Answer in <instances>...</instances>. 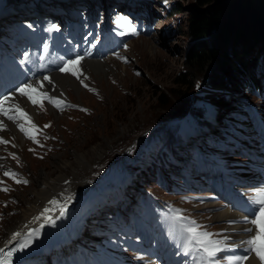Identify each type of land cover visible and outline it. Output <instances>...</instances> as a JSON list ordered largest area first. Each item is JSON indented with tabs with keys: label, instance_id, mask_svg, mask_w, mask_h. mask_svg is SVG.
Listing matches in <instances>:
<instances>
[{
	"label": "rangeland",
	"instance_id": "obj_1",
	"mask_svg": "<svg viewBox=\"0 0 264 264\" xmlns=\"http://www.w3.org/2000/svg\"><path fill=\"white\" fill-rule=\"evenodd\" d=\"M171 1L174 3V0ZM230 2L231 0H218L215 4L208 6L207 10L213 11L225 4L228 5ZM193 5L192 1L187 2L182 6L183 14H180L177 20L171 18V21H169L170 18H168L167 21H164L161 25V28L165 31V33L163 31L165 34L163 39H160L155 43L151 40L148 41L140 38L132 41L130 55L133 57V67L131 69L129 67L120 68L116 65L117 63H111V65L108 63L107 67L111 71V74H108V72H106V74H101L104 78L101 80L98 79V82L95 80L96 78L93 77H99L100 74L87 71L91 79L93 78L92 81L94 80L93 86L97 90L100 87L105 90L104 97H101L100 95L94 96L96 94L91 96L87 92H84L85 90L83 89H81L82 92L73 91V93L70 90V97L73 98L76 103L90 107L92 109L91 115H79L76 113L75 115L66 116L56 114L53 115L55 118L45 116L40 117V119L42 118L40 120L42 122L50 121L53 123L51 134L53 132V134L58 137L57 140L59 143L58 141L57 143L59 147L54 154H50L47 157L38 151L35 152V156L27 153L25 149L22 151L25 160V174H22L21 172L19 178L16 176L13 178L10 176V180H12L9 183L10 190L6 193L0 194V203L4 202V200L7 201V204H0V242H2L6 231L9 228L15 227L14 224L20 221V218L23 215V210L26 209L25 203H32L35 193L43 190L40 179L37 180L40 178V175L44 174L56 178L59 174L64 173L65 175L67 174L66 177L73 178L72 172L79 169L85 174L83 182H86V184H80L75 190L77 191L89 185H95L97 175L100 173L97 171L98 169H96V166L98 168L102 165L101 169L103 170L116 156L126 151L135 138L140 137L152 125H155L157 121H161L165 118L168 119L171 116L180 113V108L185 106L182 101L183 93H186V90L183 91L180 89L175 85L174 81L180 74L187 71L185 65L186 54L189 43L193 42V40L187 35V19L190 12L197 10ZM178 23L179 26H177ZM176 27H179L178 33L174 31ZM212 69L213 66L208 74L203 76L200 75V81H210V72ZM135 70H139L141 76H136L134 73ZM216 74L218 73L216 72ZM113 76H117L123 81V83L120 82V84L115 80L113 81ZM255 76L256 81L259 82L260 91H262L264 87V62H261V66L258 68ZM217 80L218 87L216 89L218 91L227 92L230 90L229 95L231 96V100L228 99L230 102L229 105L231 106L230 109L237 106L238 103L234 102V100L241 99V95L236 94L229 87L225 90L224 87L230 85V81L226 82L225 77L221 76ZM197 81L199 80L194 81L193 89L188 92V98L193 96L195 88L198 85ZM260 91L258 95L264 94ZM161 93L166 94L167 96L166 103L164 104L159 100ZM208 94L213 96L212 98H219L221 96V94ZM74 95L77 99L74 98ZM237 101L240 102V100ZM243 102L246 103L245 101ZM230 109L223 107V110L226 111L224 117L228 116V118H230L228 115ZM232 111H237V108ZM226 122L230 123L232 126L230 119L226 120ZM254 134H256V131ZM18 144L22 145L23 143H20L18 140ZM97 146H100L101 148L98 152H94ZM100 152L103 153L102 158L100 157L101 159L98 157ZM78 153H82L83 156L85 155V161H87V163H83V166L78 164L81 162L75 160ZM41 156L45 158L41 159ZM127 161L129 164H132L133 158L129 155V157L123 159V162L126 164ZM65 162L70 163L67 164L69 166H65ZM89 164H91V168L89 167ZM131 169L133 175L140 173L138 167H131ZM28 176L30 179L29 183H24L23 181L25 180H23V178L28 179ZM141 177L142 175H140V178ZM36 180L38 181V184L36 183ZM73 180L75 181L74 178ZM17 181L20 182L18 183ZM123 181L124 178L121 175H118V173L114 177L102 181V189L99 188L98 190H103L105 198L110 201V205L113 203V196H110L111 193L118 188L119 184ZM155 181L160 182L158 178L152 182L146 181L145 179L138 181V178H136L134 181L135 189L140 190L138 189V186H140L141 182H145L148 184V187L154 188V191L161 196L165 195L166 192L163 185H156ZM191 187L198 189L200 186L199 184L192 183ZM131 188L133 189V186L130 184L126 190ZM201 188H199V190H201ZM142 190L145 191V188H142ZM173 191L176 194L187 193L184 190L175 191L174 188L172 189V192ZM98 193L100 194V191ZM9 196L13 197L14 201H8L7 198ZM117 196L127 198L126 194L118 195L117 193ZM56 197L55 200H58L61 196L58 195ZM96 198L91 200L94 212ZM133 198V195L132 197H128L129 200H133ZM173 200L174 199L172 198L168 199L169 202H173ZM195 203L196 204L193 203V205H197L198 201L196 200ZM103 205L104 204L101 202V204L96 207L97 213L93 218L92 215L94 212L89 216V219L92 218L90 220L91 227L89 237L87 238L90 247H93L97 241H99V232L96 233L97 229L102 232L103 230L107 231L111 227V223H103L102 220H105L106 216L109 214L108 211L110 208L116 206H111L109 208L108 206L102 207ZM181 205L184 206V203L181 202ZM92 206L88 207V209ZM197 208H202L200 203L196 208L192 207L191 211ZM41 215L42 213L40 212L37 215H34L30 222L32 224L25 223L24 221L23 223L27 224L26 226L32 225L33 227H38ZM98 223H100V225H98ZM42 224L46 223L42 222ZM105 227L108 228L105 230ZM138 232L141 235L142 230L138 228ZM105 239L109 246H112V241L119 244L118 241L109 238ZM60 256L66 257V254L54 255L53 257ZM35 264H48V261H42L41 263L36 262Z\"/></svg>",
	"mask_w": 264,
	"mask_h": 264
},
{
	"label": "trees",
	"instance_id": "obj_2",
	"mask_svg": "<svg viewBox=\"0 0 264 264\" xmlns=\"http://www.w3.org/2000/svg\"><path fill=\"white\" fill-rule=\"evenodd\" d=\"M189 1L197 10L190 12L187 19V35L193 40L186 54L187 71L174 81L186 90L182 101L185 106L179 112L188 105L194 81H200L199 76L208 74L212 66L209 84L223 76L226 82L242 86L249 67L255 68L264 52V0H231L213 11L207 7L218 0H174L173 10L183 12L182 6ZM166 99V94L161 93L160 102L164 104Z\"/></svg>",
	"mask_w": 264,
	"mask_h": 264
},
{
	"label": "bare ground",
	"instance_id": "obj_3",
	"mask_svg": "<svg viewBox=\"0 0 264 264\" xmlns=\"http://www.w3.org/2000/svg\"><path fill=\"white\" fill-rule=\"evenodd\" d=\"M107 65L108 63L89 62L86 63V70L95 72L96 74H100L99 77H93L96 78L95 80L98 82V79L101 80L104 78V76L101 74H106V72H108V74H111V71L108 69ZM113 78L117 83L120 82L123 83V81L120 80L117 76H113ZM54 81H56L57 88L63 92L68 93L69 96L71 91L72 93L73 91L79 92L82 89L75 81H73L68 76L55 77ZM98 90L99 92L96 93V95L94 96L100 95L101 97H104L105 90L102 89V87H100ZM74 98H76L75 95ZM18 140L20 143H24V141H22L21 139ZM100 148H101L100 146H97L94 152L95 151L98 152ZM102 155L103 153L100 152L98 157L102 158ZM75 160L81 162L78 163L80 164V166H83L84 165L83 163H87V161H85V155L83 156L82 153H78L77 158ZM65 163H66L65 166H69L67 164H70L67 162ZM90 165L91 164H89V167ZM73 172L72 174L75 181L73 180V178L66 177L67 174L65 175L64 173L59 174L56 178L49 177L44 174L40 175V178H38L37 180L40 179V183L42 184L41 186L43 187V190H40L39 192L35 193L34 200L32 201V203L29 204L25 203L26 209L23 210V215L21 216L20 221L14 224L15 227L9 228L6 231L5 236L0 244V248L10 247L12 244H18L19 241H21V238L24 236V233L36 229L37 226L36 227H33L32 225L26 226L27 224L25 223L32 224L30 222L32 221L33 216L37 215L39 212L42 213L39 219L40 223L41 221L47 220L51 217L55 218L52 220V222L58 223L57 226L54 227V230L55 231L57 230V233L54 234V237H56L55 241L58 243L57 245L58 251L59 250L67 251L72 247L77 246L78 243L81 244L83 243L84 241L83 239L86 237L87 231L90 228L89 216L94 212L93 206L91 205L92 204L91 200L98 196H101V190H98V192L100 191V194L96 191V193L92 194L90 197H86V195L83 196L81 194L82 191L84 190L83 188L77 190L76 193H73L74 191H76L75 188H77V186H79L80 184L81 185L86 184V182H83V179L85 177V174L83 172H81L79 169L76 170L74 173ZM37 180L36 183L38 184ZM60 190L63 191L66 195L62 201L57 202L53 199V197ZM77 203L80 204V207L78 206H77L78 208L73 207V210L75 211L71 210V212L69 213L62 212V210L66 206H73L74 204ZM90 206L92 207L88 209V207ZM23 221L25 223H23ZM16 233L20 234L19 237L15 235ZM67 238H70L71 240H68ZM38 249L40 248L34 249V252L37 251ZM47 250L48 251L50 250V245L47 246ZM29 254L30 253L27 254L24 253L19 259V262L17 264H33L34 262L33 258L29 257ZM45 254H46L45 256H47L49 253H45ZM247 264H261V262L255 257H251L248 260Z\"/></svg>",
	"mask_w": 264,
	"mask_h": 264
},
{
	"label": "snow or ice",
	"instance_id": "obj_4",
	"mask_svg": "<svg viewBox=\"0 0 264 264\" xmlns=\"http://www.w3.org/2000/svg\"><path fill=\"white\" fill-rule=\"evenodd\" d=\"M125 22H128L127 17L122 18ZM130 23V22H129ZM135 31V29H133ZM82 59V57L80 58ZM79 60L75 61H68L67 67L61 68L62 71H68L71 72L72 75L77 76L79 79V69L78 67H74L75 65H78ZM47 79V77H45ZM32 85H26L24 87H21L18 89V91L21 93V95H27L28 98L32 101L33 104L38 103L36 99H34L30 93L32 89ZM87 87V85H85ZM44 99H48L50 103L55 104L56 106H60V101L44 96ZM8 100V97H4L2 100H0V113H3V115L8 116L9 119H21L25 118L30 120V117H27L26 113H23V110L19 108V105H15V110L17 112H21L23 115L21 116H12L9 115V112L7 109L4 108L5 102ZM0 126H2V122H0ZM35 127V125H33ZM21 131H25L26 129L23 124L20 125ZM33 138L34 137H30ZM38 142V141H37ZM0 143H7V141L0 140ZM15 158V157H13ZM4 175H12L13 178L15 177L14 173L5 172ZM18 183L20 181H17ZM24 183H27V181H23ZM3 191L7 192L9 191L8 188H3ZM253 207L251 210V219L245 217L243 221H240L245 224L253 225L256 228L255 234H253V227H248L244 229V231L249 235V239L247 241H242L241 243L246 244L248 247L245 250L247 253L254 252L256 256L261 260V264H264V189H261L256 197L250 202ZM230 223H237V221H232ZM199 225H196L194 221L190 222L189 225L185 228V231L188 233L187 236V245L189 250H194L196 252H202L203 256L202 259L209 262V264H220V261L216 259L217 254L224 252V251H230V247L228 245L227 238L225 239H213V236L215 234L209 233L207 231H198ZM17 237H19V233L15 234ZM31 235V234H29ZM28 246L27 241L24 243H21L19 245V250H23ZM4 250L0 248V253H3ZM13 252L9 251L3 256H0V264H12L11 258H12ZM248 259V255L244 256H234L229 259V264H243V261Z\"/></svg>",
	"mask_w": 264,
	"mask_h": 264
}]
</instances>
